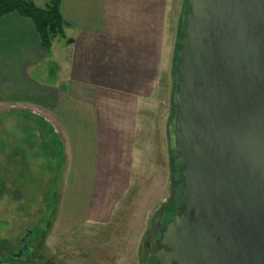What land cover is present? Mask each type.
Listing matches in <instances>:
<instances>
[{"label": "water", "instance_id": "water-1", "mask_svg": "<svg viewBox=\"0 0 264 264\" xmlns=\"http://www.w3.org/2000/svg\"><path fill=\"white\" fill-rule=\"evenodd\" d=\"M174 62L180 190L172 169L140 264H264V0H187Z\"/></svg>", "mask_w": 264, "mask_h": 264}, {"label": "crops", "instance_id": "crops-1", "mask_svg": "<svg viewBox=\"0 0 264 264\" xmlns=\"http://www.w3.org/2000/svg\"><path fill=\"white\" fill-rule=\"evenodd\" d=\"M168 2L61 0L64 39L48 55L29 20L0 19V105L44 109L63 138L65 225L71 211L90 209L97 185L116 193L125 178L138 176L141 161L154 176L162 172L158 159L171 176L170 94L163 98L173 50ZM33 3L45 8L48 0ZM143 143L159 158H141Z\"/></svg>", "mask_w": 264, "mask_h": 264}, {"label": "rangeland", "instance_id": "rangeland-1", "mask_svg": "<svg viewBox=\"0 0 264 264\" xmlns=\"http://www.w3.org/2000/svg\"><path fill=\"white\" fill-rule=\"evenodd\" d=\"M43 1L35 3L40 6ZM168 7L173 50L171 84L165 85L163 98L167 100L170 94L172 115L175 51L187 0H169ZM48 116L37 106L0 105V264H140L139 247L148 215L169 194L171 176L167 164L152 154V144L143 143L141 158L155 157L162 172L157 169L152 176V170L143 168L141 161V169L133 171L138 176L132 175L129 182L125 178L124 183L114 187L116 193L109 195L111 186L104 191L105 187L97 185L93 195H88L90 209H83L81 216L71 211L65 225L61 171L64 141ZM169 123L172 124L171 117ZM159 145L157 141L155 146ZM178 170H173L176 181L180 180ZM27 232H32L28 238ZM21 239L30 241L28 251L15 259Z\"/></svg>", "mask_w": 264, "mask_h": 264}, {"label": "trees", "instance_id": "trees-1", "mask_svg": "<svg viewBox=\"0 0 264 264\" xmlns=\"http://www.w3.org/2000/svg\"><path fill=\"white\" fill-rule=\"evenodd\" d=\"M9 15H17L33 24L41 46L46 53L50 52L55 40L64 38L66 26L61 16V0H48L45 8H38L33 0H0V19ZM181 28L182 26L179 30V36ZM67 43H70V41H67ZM173 117L174 112L171 115V118ZM170 165L173 170L179 168L174 160ZM174 207V203H170L165 209L166 218L174 213Z\"/></svg>", "mask_w": 264, "mask_h": 264}, {"label": "flooded vegetation", "instance_id": "flooded-vegetation-1", "mask_svg": "<svg viewBox=\"0 0 264 264\" xmlns=\"http://www.w3.org/2000/svg\"><path fill=\"white\" fill-rule=\"evenodd\" d=\"M177 189L180 188V182L181 180L177 181ZM172 203H174L175 207L173 208L174 213L170 214L169 218H166V216L164 217L163 223H162V228L164 229L165 225L167 224V222H169V220H171L172 216L177 212L178 209V199H176L175 201H173ZM32 235V232H27L26 233V237H30ZM159 236H156V239H158ZM30 241H27L26 239H21L19 241V244L21 246V249L13 255V258L15 259H20L23 254H25L28 251V244ZM149 245H145V249H149ZM140 249V248H139ZM139 260H140V254H139ZM140 262V261H139ZM148 264H156L155 259L153 258H149L148 259Z\"/></svg>", "mask_w": 264, "mask_h": 264}]
</instances>
